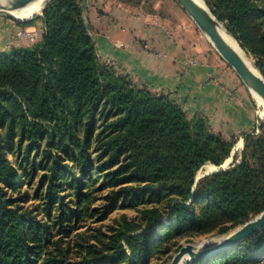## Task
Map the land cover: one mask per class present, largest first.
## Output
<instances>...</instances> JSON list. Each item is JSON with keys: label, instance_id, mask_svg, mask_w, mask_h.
I'll return each mask as SVG.
<instances>
[{"label": "trees", "instance_id": "16d2710c", "mask_svg": "<svg viewBox=\"0 0 264 264\" xmlns=\"http://www.w3.org/2000/svg\"><path fill=\"white\" fill-rule=\"evenodd\" d=\"M204 1L264 77V0ZM80 3L48 0L41 41L0 52V264H160L181 238L226 234L263 211L264 121L240 135L228 167L195 181L236 137L101 60ZM117 199L139 218L80 235L73 258L79 222ZM183 264H264V229Z\"/></svg>", "mask_w": 264, "mask_h": 264}, {"label": "crops", "instance_id": "0c3cea01", "mask_svg": "<svg viewBox=\"0 0 264 264\" xmlns=\"http://www.w3.org/2000/svg\"><path fill=\"white\" fill-rule=\"evenodd\" d=\"M80 4L99 58L129 74L137 86L178 97L183 109L204 113L212 125L225 126L241 115L244 103L230 72L194 52L187 33H172L165 19L119 0Z\"/></svg>", "mask_w": 264, "mask_h": 264}, {"label": "rangeland", "instance_id": "374dc122", "mask_svg": "<svg viewBox=\"0 0 264 264\" xmlns=\"http://www.w3.org/2000/svg\"><path fill=\"white\" fill-rule=\"evenodd\" d=\"M119 1L121 3L127 4L133 10L143 11L148 14H156L159 17L165 19L171 25L170 30L172 31V33L173 31L176 34L187 33L191 37L190 42L192 43L194 52H201L203 54H206L210 61L213 60L217 64L224 67L225 70H228V72H230L231 78L237 83V87L239 88V95L241 97L240 99L244 103V107H241V109H244V110L240 112L241 115L238 116V119L235 115L234 119L230 121V124H227L225 126H219V124L212 125V123L209 122V125L214 132L220 133L225 139H230L232 136L236 137L237 140L233 146V147H236L238 140L242 139V136H240L242 133L250 132L252 130L256 131L257 129L256 127H258L260 121L261 120L264 121V119L257 117L256 115L257 107H256V104L254 103L252 96L250 95L248 91V88L243 84V82L238 77L236 72L232 69V67L229 66L227 62L219 55V53L216 51L213 45H211V43L207 40L204 33L199 29V27L195 24V22L191 19V17L187 15V13L181 8V6L175 0H129V1L119 0ZM41 14H42V10L40 14L32 18L33 20L32 19H30L31 21L27 20L29 22L16 20L7 15L0 14V52H4V51L7 52L11 48H18L22 46H32L36 43H39L41 41V36L44 31V25L41 20ZM220 23L225 28V25L223 24V22H220ZM229 34L235 39V37L231 33ZM244 52L248 54V56L253 61V64L255 65V67L261 72V69L257 67L258 58L249 51L244 50ZM195 56L196 55L194 56L192 55L193 58ZM112 67L117 72L121 74H126L131 78L129 74L119 71L113 65ZM131 80L133 81L132 78ZM138 87H142V86H138ZM145 87L148 88L147 86ZM152 92L155 93V91H152ZM167 95L169 96V94ZM170 98H172L182 108L184 107L185 105L184 101L178 100L177 99L178 97L172 96ZM183 110L186 112L188 117H192L193 115H195L193 114L192 108H190L189 106H185V109ZM196 114L204 116L209 121V118L204 113H196ZM217 129H219L220 131L222 129L223 133H221ZM242 148H243V139H242L241 147L237 148L234 151L233 155L230 154L229 157H231L232 159L226 165V167H228L230 163L233 162V157L235 155L240 154ZM237 161L238 160H236V162ZM205 171L206 169L204 168V165H203L198 170L197 176L202 175ZM105 193H106V190L99 195L102 196ZM101 201L102 200L100 199L95 201V203L92 206L93 207L101 206ZM140 209H141L140 207H134V208L122 207L120 202H118V199H117L115 203L111 206V209L105 218H100L98 214H95L92 217L91 215H87L82 221L79 222L77 229L73 231V234L70 237V246L73 250V254H72L73 258H78L77 257L78 253H76V250H77L76 244L78 241H81L80 235L87 239H91L92 241H95L96 239L95 236L100 237L103 234H110L114 232L116 228H119L120 224L124 221V219H127V220L138 219L139 214H140ZM231 231L232 230H230L229 232ZM226 234L223 235V234L211 233V234H205V235L183 237L176 244L171 245V247L169 248L170 249L169 251L159 254V256L157 255L154 256L155 257L154 263L159 262L160 264H169L175 252H177V250L185 243H192L194 245H198L199 242L204 240V241H209L208 244H210V243L219 241ZM208 244H205L202 247ZM201 248H198V249H201Z\"/></svg>", "mask_w": 264, "mask_h": 264}, {"label": "water", "instance_id": "95a60500", "mask_svg": "<svg viewBox=\"0 0 264 264\" xmlns=\"http://www.w3.org/2000/svg\"><path fill=\"white\" fill-rule=\"evenodd\" d=\"M6 1L7 2H4L0 5V14L7 15L16 20H20L14 15H12L10 11L22 7L33 0ZM47 1L48 0H45L44 4H46ZM175 1L181 6V8L187 13V15L191 17V19L204 33V35L209 38L213 47L216 49L219 55L227 62V64L232 67V69L236 72L243 84L247 88H250L254 92H256L264 101V77L262 76L259 70L258 72H255L253 69H251V67L247 65V63L242 59V57L225 41L218 28L219 24L221 23L217 20V18L210 11V9L209 11H206L199 4H197L195 0ZM236 149V147H233L230 154L233 155ZM231 159V157H228V159H225L221 165H214L213 169L206 170L200 176L196 175L195 181H197L198 178L207 175L213 171L225 168L226 165L231 161ZM262 229H264V210L254 216L252 219L237 226L219 241L210 243L202 247L201 249H198L197 245H194L192 243H185L177 250V252H175L169 264H183L186 261H193L201 256H207L215 251L226 249L231 245L237 244L240 240L244 239L245 237L253 233L259 232Z\"/></svg>", "mask_w": 264, "mask_h": 264}, {"label": "bare ground", "instance_id": "6f19581e", "mask_svg": "<svg viewBox=\"0 0 264 264\" xmlns=\"http://www.w3.org/2000/svg\"><path fill=\"white\" fill-rule=\"evenodd\" d=\"M195 1L203 9H205L206 11H209V8L207 7V5L205 4V2L203 0H195ZM4 2H7V1L6 0H0V5L3 4ZM44 3H45V0H33L31 2H28L27 4H25L22 7H19L17 9H13L10 12L12 15H14L16 18H18L20 20H30L35 15L40 14L43 6L45 5ZM218 28H219V32L221 33V35L223 36L225 41L242 57V59L247 63V65L249 67H251V69H253L255 72H258V69L253 64V61L248 56V54L245 53L244 50L240 47L238 42L225 30V28L221 24H219ZM206 38L211 43V41L209 40V38L207 36H206ZM211 45H212V43H211ZM248 91H249L250 95L252 96L254 103L256 104V107H257L256 115H257V117L264 119V101L252 89L248 88ZM241 145H242V140L239 139L237 144H236V148H240ZM226 159H228V158H226ZM204 168L206 170L213 169L214 164H211V163L207 164L206 163V165H204ZM208 243H209V241L203 240V241L199 242L197 247L201 248L203 245L208 244Z\"/></svg>", "mask_w": 264, "mask_h": 264}, {"label": "built area", "instance_id": "2783aa9c", "mask_svg": "<svg viewBox=\"0 0 264 264\" xmlns=\"http://www.w3.org/2000/svg\"><path fill=\"white\" fill-rule=\"evenodd\" d=\"M189 63H190V64H193V62H192V61H190Z\"/></svg>", "mask_w": 264, "mask_h": 264}]
</instances>
